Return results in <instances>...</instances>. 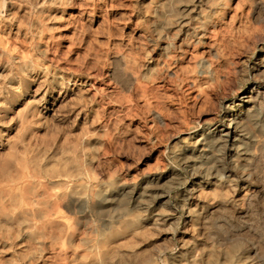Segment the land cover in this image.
Instances as JSON below:
<instances>
[{
  "label": "rangeland",
  "instance_id": "1",
  "mask_svg": "<svg viewBox=\"0 0 264 264\" xmlns=\"http://www.w3.org/2000/svg\"><path fill=\"white\" fill-rule=\"evenodd\" d=\"M0 264H264V0H0Z\"/></svg>",
  "mask_w": 264,
  "mask_h": 264
},
{
  "label": "bare ground",
  "instance_id": "2",
  "mask_svg": "<svg viewBox=\"0 0 264 264\" xmlns=\"http://www.w3.org/2000/svg\"><path fill=\"white\" fill-rule=\"evenodd\" d=\"M246 110H247V109H246ZM224 131H225V130H224ZM224 135L229 136V135H232V134H231V131L229 130V131H227V132L225 131V134H224Z\"/></svg>",
  "mask_w": 264,
  "mask_h": 264
}]
</instances>
